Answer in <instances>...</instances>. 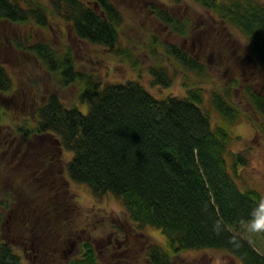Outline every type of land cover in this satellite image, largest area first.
<instances>
[{
  "label": "trees",
  "instance_id": "trees-1",
  "mask_svg": "<svg viewBox=\"0 0 264 264\" xmlns=\"http://www.w3.org/2000/svg\"><path fill=\"white\" fill-rule=\"evenodd\" d=\"M192 1L228 33L235 30L243 37L242 55L264 75V0ZM153 10L155 18L182 38L197 28L162 7ZM54 17L78 39L129 63L137 78L104 80L94 70H80L69 50L61 52L51 41L33 39V54L61 85L79 83L78 99L86 112L52 92L36 100L23 124L0 127L2 146L12 155L2 158L0 150V264H54L50 257H57L55 244L77 228L69 213L75 204L70 181L85 184L96 197L113 196L136 232L145 226L160 230L164 242L144 241L143 264H179L178 254L187 249H219L241 264H264V255L240 231L264 217L262 195L253 187L238 186V169L248 158L233 149L239 140L236 124L247 120L257 125L252 114L264 121V94L248 83L239 84L238 78L219 87L216 82L227 76L218 60L208 62L197 49L160 42L155 34L151 43L160 45L167 58L153 46L149 56H136L132 48L137 40L127 37L125 15L113 0H0V20L11 25L46 29ZM14 41L25 44L20 37ZM216 47L221 49L213 44ZM173 63L185 71L184 93L155 96L141 80L144 72L152 85L165 88L177 76ZM12 83L0 60V95L8 94ZM238 85L242 101L236 98ZM1 113L0 105L3 118ZM13 140L24 148L12 151ZM61 151L70 152L63 159V173L52 166L61 161ZM26 187L40 192L30 200L28 213L22 199ZM17 206L26 215H11ZM9 218L21 228H1L2 220ZM15 244L24 247V253L27 247L35 249L39 259H22ZM108 247L101 255L88 239L78 241V254L61 264H138L134 255L119 253L125 245Z\"/></svg>",
  "mask_w": 264,
  "mask_h": 264
},
{
  "label": "rangeland",
  "instance_id": "rangeland-1",
  "mask_svg": "<svg viewBox=\"0 0 264 264\" xmlns=\"http://www.w3.org/2000/svg\"><path fill=\"white\" fill-rule=\"evenodd\" d=\"M113 1L125 15L127 37L137 40L133 48L131 47L136 56H144V54L149 56V49L153 46L158 49V53L163 58H167L160 45L151 43L150 38L152 34H155L160 42L182 44L185 47H193L195 51L197 49L200 56L208 62L218 60L227 76L220 80V84L216 82L218 86L230 85L229 78H238L239 84L248 83L252 89L264 94V75L249 57L243 56V37L235 30L228 33L219 20L213 19L207 11L196 5L192 0H182L176 3L170 0ZM154 6L162 7L181 19L188 18L197 28L192 34L190 31L188 36L184 38L174 34L161 20L155 18ZM50 23L51 25L46 29L34 30L31 25H11L6 20H0V60L13 80L10 92L0 95L1 114L3 115V118H0V127L2 129L9 127V124L14 127L23 124L26 117H30L36 100L43 98L48 93L57 94L69 105H80L78 99L79 83L75 82L76 84L63 86L54 73L44 68L41 61L30 49V45H32L35 38L53 42L58 51L65 52L69 50L80 70L85 72L94 70L104 80L125 81L137 78L129 63L110 55L100 47L92 46L78 39L71 30L65 29L66 25L59 19L54 17ZM19 37L24 39L25 44H21V46L15 44L14 39ZM213 44H218V47L221 45V49L213 48ZM224 49L229 50V52L225 54ZM173 64L177 66V76L173 83L165 88L152 85L149 75L144 72L141 80L155 96L165 97L168 93L174 95L184 93L181 80L185 71L176 63ZM222 74L224 73L222 72ZM239 87L240 85L237 87L238 92L236 91V93H239V95H236V98L242 101ZM80 108L86 112L85 104H81ZM252 117L254 120L256 119L257 125H254V123L251 125L247 120H243L234 127V132L239 136V140L235 143L233 149L245 152L248 158L247 164L239 167L236 182L241 189L244 187L257 189L262 195L264 206V121L262 122L254 114H252ZM15 123L17 124L15 125ZM13 142L10 148L12 151L15 152V150L24 148L22 142L15 140ZM2 143H4V135H1L0 150L2 151V158L7 157L9 159L12 156L11 152L5 153L6 150L3 148ZM33 143V141L29 143L31 149L34 147ZM40 146L39 143L38 147ZM69 156V151H61V161H59V164L54 163L52 166H55L57 170L60 167L63 173L66 164L63 159L67 160ZM68 186L75 200L73 210L69 213L71 219H76L77 228L69 231L65 237L61 236V240L59 239L55 244V248L52 250L55 251L54 254L57 257L56 259L50 257L52 263L61 264L63 259L76 256L79 252L78 241L88 239L97 245L101 255L110 251L108 246L113 250L112 244L125 245L127 247L125 251L121 250L119 253L123 256L129 255V258L134 255L133 259L138 264H143L145 261L144 241L164 242L165 237L160 230L151 226H145V228L136 232L133 229L134 224L129 219L123 206L113 196L105 194L96 197L85 184L74 181H70ZM33 191H28L27 187L24 189L22 196L23 205L26 206L24 212L28 213L30 210L32 197L40 196L39 191ZM23 211L20 212L17 206L11 215H18V217L26 215ZM3 224L10 226L13 231L16 226V229L21 228L19 224L13 226L11 218L8 222L2 220L1 228ZM3 230L6 232V229ZM240 231L244 232L245 235L242 234L244 238L250 241L260 254L264 255V217H259L243 225ZM44 237L52 239L47 234ZM16 246L22 259L33 260L34 262L39 259L35 249L32 251L27 247V252L24 253V247ZM115 255L117 256L118 253ZM135 260H128V262L132 263ZM177 261L179 264H241L237 257L219 249H187L178 254Z\"/></svg>",
  "mask_w": 264,
  "mask_h": 264
}]
</instances>
